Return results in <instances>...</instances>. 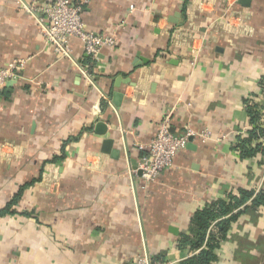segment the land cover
I'll return each instance as SVG.
<instances>
[{
	"label": "crops",
	"instance_id": "crops-1",
	"mask_svg": "<svg viewBox=\"0 0 264 264\" xmlns=\"http://www.w3.org/2000/svg\"><path fill=\"white\" fill-rule=\"evenodd\" d=\"M31 1L0 0V67L27 60L0 89V210L23 189L0 216V264H181L195 213L240 190L254 194L213 264H264V202L246 207L264 191V153L234 149L264 126V0H90L87 28L116 40L91 63L76 38L56 55ZM167 115L211 137L148 183L139 146Z\"/></svg>",
	"mask_w": 264,
	"mask_h": 264
},
{
	"label": "built area",
	"instance_id": "built-area-1",
	"mask_svg": "<svg viewBox=\"0 0 264 264\" xmlns=\"http://www.w3.org/2000/svg\"><path fill=\"white\" fill-rule=\"evenodd\" d=\"M89 2L90 0H32L31 4H23V7L34 15L35 12L41 13L40 33L59 58L72 56L71 43L76 38L82 42L86 58L95 61L98 60L101 50L105 47L113 48L116 40L113 36L87 28L83 20V11ZM26 63V59H16L7 66L0 67V89L5 87L8 81L19 79ZM88 79L93 80L89 75ZM247 131L248 128L242 133ZM195 137L205 140L211 137V132L208 130L198 132L188 125L183 131L173 130L171 117L167 115L160 122L158 131L151 141L147 145L139 146L144 153L135 171H141L145 182L155 181L165 169L174 164L176 155ZM261 141L264 145V139ZM128 264L154 263L151 255L140 254Z\"/></svg>",
	"mask_w": 264,
	"mask_h": 264
},
{
	"label": "trees",
	"instance_id": "trees-1",
	"mask_svg": "<svg viewBox=\"0 0 264 264\" xmlns=\"http://www.w3.org/2000/svg\"><path fill=\"white\" fill-rule=\"evenodd\" d=\"M88 61L91 63L90 59H88ZM246 102L248 113L251 117L250 119L252 122H256L260 115L257 111L256 105L249 100ZM249 132L246 137L238 136V140L234 144V149L239 148L243 156L249 154L252 155L259 149L264 153V145L262 141H257V144L254 147L249 146V142L252 141V138L249 137H264V126L261 127L258 125ZM22 193L23 189L14 195L12 201L4 209L0 210V216L11 211L12 205L20 200ZM253 194V191L240 190L239 194H230L228 200L212 202L202 210L196 212L192 220L190 233L182 234L179 238L181 247H189L195 253L184 259L181 264H213L217 259V248L219 243L226 237L230 223L236 217V215L233 214V211L236 208L245 205ZM262 202H264V191L255 194V197L249 203L251 205H246V207H254ZM152 259H154V263L157 257L156 259Z\"/></svg>",
	"mask_w": 264,
	"mask_h": 264
},
{
	"label": "water",
	"instance_id": "water-1",
	"mask_svg": "<svg viewBox=\"0 0 264 264\" xmlns=\"http://www.w3.org/2000/svg\"><path fill=\"white\" fill-rule=\"evenodd\" d=\"M241 1L245 2L246 0H241ZM115 94H116V97H117V98H121V96H122V93H121V92H117V93H115ZM118 103H119V101H118ZM97 126H98V127L101 126V127H103L104 129H106V124L103 123V122H99ZM104 126H105V127H104ZM104 129H102V132H101V133H105V130H104ZM111 141H112L111 139L106 140V142H105L106 145H107V143L110 144ZM114 154H117V153L114 152ZM138 172L141 173L140 170H139Z\"/></svg>",
	"mask_w": 264,
	"mask_h": 264
}]
</instances>
